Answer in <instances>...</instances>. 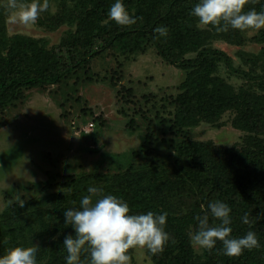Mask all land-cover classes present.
Returning a JSON list of instances; mask_svg holds the SVG:
<instances>
[{"label":"trees","instance_id":"trees-1","mask_svg":"<svg viewBox=\"0 0 264 264\" xmlns=\"http://www.w3.org/2000/svg\"><path fill=\"white\" fill-rule=\"evenodd\" d=\"M114 2L61 0L60 15L50 18L49 26H67L70 30L59 45L52 47L44 38L9 35L6 20L0 18V110L24 102L30 90L61 84L103 49L124 43L131 35L147 37L167 64L186 73L174 101V127L188 130L207 123L221 128L222 118L230 113L231 127L248 135L241 145L230 148L211 141L184 140L174 147L170 165L153 169L148 175L127 172L93 201L111 194L128 204L130 214L167 213L164 231L168 241L163 251H145L153 264H264V75L233 68L227 50L228 46L244 47L253 28L217 31L211 25H199L190 15L199 0H122L136 23L119 26L107 15ZM250 10L264 12V0H245L242 11ZM158 26L167 28L166 36L153 32ZM215 41L226 48H213ZM251 41L263 45L264 28ZM188 55L195 56L189 59ZM250 57L247 62L254 66L264 63V48ZM222 63L243 75L246 85L236 90L221 78L218 71ZM253 83L257 86H251ZM148 137L142 150L148 149ZM133 157L139 155L135 152ZM84 195L88 193L78 191L61 202L46 196L24 207L14 204L0 213V255L17 246H33L38 249V264H65L67 252L62 241L73 229L64 224L63 212L79 206ZM215 200L231 209L230 236L241 237L252 231L257 248L229 257L223 253L222 242L217 241L213 249L196 254L189 238L198 229L194 217L203 215L207 204ZM50 203L54 204L52 209H43ZM245 213L248 224L241 222ZM209 224L219 221L209 217ZM127 255L132 259L133 248ZM88 259L87 253H81L80 264H87Z\"/></svg>","mask_w":264,"mask_h":264},{"label":"rangeland","instance_id":"rangeland-1","mask_svg":"<svg viewBox=\"0 0 264 264\" xmlns=\"http://www.w3.org/2000/svg\"><path fill=\"white\" fill-rule=\"evenodd\" d=\"M10 2L0 0V18L6 20L9 35L44 38L52 47L70 30L49 26L50 18L60 15L61 0H36L47 7L28 24L21 23L16 12L33 0H15V9ZM263 28L248 32L250 41L244 47H228L233 68L264 75V63L247 62L264 48L251 41ZM212 47L226 48L217 41ZM218 75L236 90L246 85L244 76L224 63ZM185 78L186 73L167 64L147 37L134 34L103 49L61 84L30 90L24 102L0 110V213L21 200L25 204L53 196L54 202H61L78 191L87 194L89 186L103 191L127 172L148 175L170 165L174 147L184 140L211 141L224 148L241 145L248 134L231 127L230 113L222 118L221 128L207 123L188 130L173 126L174 101ZM147 136L148 149L142 150ZM135 152L139 157H133ZM193 247L197 255L203 254L204 249ZM145 251L133 248L128 264H153Z\"/></svg>","mask_w":264,"mask_h":264},{"label":"clouds","instance_id":"clouds-1","mask_svg":"<svg viewBox=\"0 0 264 264\" xmlns=\"http://www.w3.org/2000/svg\"><path fill=\"white\" fill-rule=\"evenodd\" d=\"M244 4L245 0H199L190 15L197 18L199 25H211L217 31H226L229 27L243 31L264 26V12H243ZM10 7L17 8L15 0H11ZM46 7V3L40 5L33 0L30 4L20 5L16 17L24 24L35 22L38 13ZM107 15L119 26L136 23V18L130 16L122 0H115ZM153 32L163 37L167 35V28L158 26ZM87 192L88 195L80 199L79 206L63 212L64 224L73 229V233L65 235L62 241L67 252L65 264H80L82 252L89 256L87 264H128L130 248H146L151 254L163 251L168 241V234L164 231L166 212L130 214L128 204L118 197L108 194L93 201L102 189L89 186ZM20 207H24L22 200ZM230 211L226 203L210 201L204 214L194 217L198 229L190 233V242L201 249L211 250L220 241L224 255L229 257L257 248L258 240L252 231L241 237L230 236ZM209 217L218 220L219 224L210 225ZM241 222L249 223L247 213L241 217ZM37 255L36 247L17 246L0 255V264H38Z\"/></svg>","mask_w":264,"mask_h":264},{"label":"crops","instance_id":"crops-1","mask_svg":"<svg viewBox=\"0 0 264 264\" xmlns=\"http://www.w3.org/2000/svg\"><path fill=\"white\" fill-rule=\"evenodd\" d=\"M229 47V46H228ZM228 49V48H227Z\"/></svg>","mask_w":264,"mask_h":264}]
</instances>
